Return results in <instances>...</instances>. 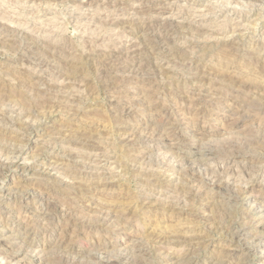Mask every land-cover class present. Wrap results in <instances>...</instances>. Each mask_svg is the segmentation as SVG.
<instances>
[{"label":"rangeland","instance_id":"obj_1","mask_svg":"<svg viewBox=\"0 0 264 264\" xmlns=\"http://www.w3.org/2000/svg\"><path fill=\"white\" fill-rule=\"evenodd\" d=\"M0 38V264H264V0H0Z\"/></svg>","mask_w":264,"mask_h":264},{"label":"bare ground","instance_id":"obj_2","mask_svg":"<svg viewBox=\"0 0 264 264\" xmlns=\"http://www.w3.org/2000/svg\"><path fill=\"white\" fill-rule=\"evenodd\" d=\"M234 1V0H233ZM247 1H249V0H247ZM252 1H256V0H252ZM243 4V3H242ZM172 23V22H171ZM137 25V24H136ZM162 26V28H164V31L165 30H168V28L170 27V23H169V25H167V24H162L161 25ZM148 27L150 28V26H142V31H147L148 30ZM171 27H172V24H171ZM187 27V26H186ZM153 27H151V29H152ZM150 29V30H151ZM153 30V29H152ZM157 30V29H156ZM161 30V29H160ZM175 30V29H174ZM179 30V29H178ZM2 33H3V35H5V34H10V32H11V30H8V29H4V28H2ZM181 31V30H180ZM160 32V31H159ZM173 32V31H172ZM147 33V32H146ZM164 33V32H163ZM181 33V32H180ZM12 34V33H11ZM11 34H10V36H11ZM19 34V33H18ZM144 34V33H143ZM156 34V33H155ZM165 34H166V32H165ZM13 35V34H12ZM22 35V34H21ZM24 35V34H23ZM22 35V36H23ZM9 36V35H8ZM7 36V37H8ZM21 36V37H22ZM167 37L169 36V35H166ZM171 36V35H170ZM136 37V36H135ZM147 37H149V36H147ZM164 37H165V35H164ZM17 38V37H16ZM143 38V37H142ZM1 39V38H0ZM3 39V38H2ZM6 39V38H5ZM4 39V40H5ZM8 40H9V38H7ZM26 39V38H25ZM148 39V38H147ZM153 39L154 40H156V41H160L161 42V40L163 39V36L162 35H154L153 36ZM153 39H152V41H153ZM30 40H32V39H30ZM16 41H18V40H16ZM141 41V40H140ZM167 41V40H166ZM1 42H2V40H1ZM5 42V41H4ZM11 42V41H10ZM32 42V41H31ZM35 42V41H34ZM163 42V41H162ZM165 42V41H164ZM6 43V42H5ZM9 43V42H8ZM28 43V42H27ZM36 43L38 44V42L36 41ZM139 43V42H138ZM4 44V43H3ZM15 44V43H14ZM14 44L12 45V46H14ZM17 44V43H16ZM16 44H15V46H16ZM37 44H33V46L35 45L36 47H37ZM143 44V43H142ZM145 44V43H144ZM196 44V43H195ZM2 45V44H1ZM7 45V44H6ZM24 45V44H23ZM30 45H32V44H30ZM9 46V45H8ZM17 46H18V44H17ZM156 46H158V45H156ZM28 47H31V46H28ZM43 47H45V46H43ZM214 47V46H213ZM16 48V47H15ZM25 48H26V46H25ZM202 48V47H201ZM206 48V47H205ZM13 50H14V48H12ZM22 49V48H21ZM32 49V48H31ZM34 49V48H33ZM47 49V48H46ZM68 49V48H67ZM210 49H212V48H210ZM10 50H11V48H10ZM38 50H40V49H37V51ZM44 50V49H43ZM49 50V49H48ZM51 50V49H50ZM63 50V49H62ZM14 51H16V50H14ZM24 51H26V49L24 50ZM45 51V50H44ZM65 51V50H64ZM112 51V50H111ZM142 51V50H141ZM141 51H140V53H141ZM157 51V50H156ZM206 51V50H205ZM40 52H42L41 50H40ZM94 52V51H93ZM132 52V51H131ZM146 52V51H145ZM170 52V51H169ZM37 53V52H36ZM44 53H47L46 51L44 52ZM43 53V54H44ZM49 51H48V55H49ZM56 53V52H55ZM62 53V52H61ZM140 53H139V55H140ZM203 53V52H202ZM88 54V53H87ZM107 54V53H106ZM131 54V53H130ZM37 55H39V54H37ZM46 55V54H45ZM59 55V54H58ZM135 55V54H134ZM187 55V54H186ZM67 56V55H66ZM131 56V55H130ZM138 56V55H137ZM136 56V57H137ZM37 57V56H36ZM45 57V56H44ZM48 57V56H47ZM51 57V55L49 56V58ZM76 57H78V56H76ZM103 57V56H102ZM107 57V58H106ZM105 58L106 59H109V57L108 56H106ZM144 57V56H143ZM142 57V58H143ZM34 58V57H33ZM41 58H42V55H41ZM72 58V57H71ZM110 58H112V57H110ZM141 58V57H140ZM45 59V58H44ZM55 59V58H54ZM102 59V58H101ZM100 59V60H101ZM145 59V58H144ZM175 59V58H174ZM178 59V58H177ZM197 59V58H196ZM202 59V58H201ZM39 60V59H38ZM60 60V59H59ZM66 60V59H65ZM64 60V61H65ZM116 60V59H115ZM61 61V60H60ZM69 61H71V60H69ZM105 61V60H104ZM107 61V60H106ZM137 61V60H136ZM139 61V60H138ZM141 61V60H140ZM139 61V62H140ZM170 61V60H169ZM182 61V60H181ZM65 62H67V61H65ZM130 62H132V61H130ZM139 62H137V63H139ZM142 62V61H141ZM151 62V61H150ZM167 62V61H166ZM34 63V62H33ZM103 63V62H102ZM143 63V62H142ZM147 63V62H146ZM149 63V62H148ZM52 64V63H51ZM53 64H55V63H53ZM61 64H64V62L62 63L61 62ZM150 64V63H149ZM152 64V63H151ZM37 65H39V64H37ZM42 65V64H41ZM44 65V64H43ZM46 65V64H45ZM88 65V64H87ZM127 65V64H126ZM146 65V64H145ZM155 64H153V66H154ZM40 66V65H39ZM47 66V65H46ZM67 66H68V68H67ZM80 66H83V65H80ZM117 66V65H116ZM121 66V65H120ZM144 66V65H143ZM45 67V66H44ZM139 67V66H138ZM147 67V66H146ZM150 67V66H149ZM63 68V67H62ZM106 68V67H105ZM186 68V67H185ZM54 69V68H53ZM63 69H65L64 71H65V76L66 77H68L69 78V76H75V75H77L80 71H81V68L80 67H78L76 64H74V63H69V62H67L66 64H64V68ZM62 69V70H63ZM102 69V68H101ZM147 69V68H146ZM153 69L154 68H152V71H153ZM197 69V68H196ZM111 70H112V68H111ZM140 70H141V68H140ZM145 70V69H144ZM149 71H150V69H148ZM147 70V71H148ZM155 70V69H154ZM170 70V69H169ZM5 71V70H4ZM8 71V70H7ZM7 71H5V72H7ZM56 71V70H55ZM103 71V70H102ZM105 71H107V70H105ZM63 72V71H62ZM137 72V71H136ZM144 72V71H143ZM104 73V72H103ZM102 73V74H103ZM113 73V72H112ZM119 73V72H118ZM150 73V72H149ZM154 73V72H153ZM164 73V72H163ZM14 74H16V73H14ZM20 74V73H19ZM101 74V75H102ZM145 74V73H144ZM148 74V73H147ZM1 75V74H0ZM57 75V74H56ZM120 75V74H119ZM130 75V74H129ZM20 76H22V75H20ZM107 76V75H106ZM167 76V75H166ZM192 76V75H191ZM18 77H19V75H18ZM27 77V76H26ZM125 77H126V75H125ZM189 77V76H188ZM20 78V77H19ZM74 78V77H73ZM112 79V78H111ZM186 79V78H185ZM66 80H67V78H66ZM113 80V79H112ZM137 80V79H136ZM219 80V79H218ZM105 81V80H104ZM119 81V80H118ZM21 82V81H20ZM113 82V81H112ZM223 82V81H222ZM228 82V81H227ZM74 83V82H73ZM16 84V83H15ZM32 84V83H31ZM34 84V83H33ZM103 84V83H102ZM107 84H109V83H107ZM153 84V83H152ZM225 84V83H224ZM241 85H242V83H240ZM125 85V84H124ZM193 85V84H192ZM200 85V84H199ZM0 86H3V84L2 83H0ZM19 86H20V83H19ZM32 86V85H31ZM87 86V85H86ZM114 86V85H113ZM107 87V86H106ZM108 87H109V85H108ZM112 87V86H111ZM168 87V86H167ZM176 87V86H175ZM75 88V87H74ZM128 88V87H127ZM138 88V87H137ZM142 88V87H141ZM157 88V87H156ZM31 89V88H30ZM112 89H113V87H112ZM83 90V89H82ZM144 91V90H143ZM172 91V90H171ZM4 92V91H3ZM68 92H69V90H68ZM142 92V91H141ZM54 93V92H53ZM126 93V92H125ZM169 93V92H168ZM250 93V92H249ZM74 94V93H73ZM153 94V93H152ZM157 94V93H156ZM166 94V93H165ZM200 94V93H199ZM5 95V94H4ZM59 95V94H58ZM111 95V94H110ZM10 96V95H9ZM114 96V95H113ZM117 96V95H116ZM149 96V95H148ZM181 96H183V95H181ZM49 97V96H48ZM55 97V96H54ZM81 97V96H80ZM128 97H130V96H128ZM142 97V96H141ZM168 97V96H167ZM20 98V97H19ZM115 98V97H114ZM132 98V97H131ZM137 98V97H136ZM4 99V98H3ZM10 99V98H9ZM9 99H7V100H9ZM50 99V98H49ZM122 99V98H121ZM155 99V98H154ZM240 100V99H239ZM22 102H23V100H21ZM32 101V100H31ZM69 101H71V99L69 100ZM152 101V100H151ZM252 101V100H251ZM8 101H6V103H7ZM10 102H11V100H10ZM16 102V101H15ZM22 102H21V105H22ZM24 102H26L25 100H24ZM23 102V103H24ZM35 102V101H34ZM128 102V101H127ZM154 102V101H153ZM259 102V101H258ZM3 103V102H2ZM27 103H29V102H27ZM67 103V102H66ZM78 103V102H77ZM191 103V102H190ZM247 103H249L248 102V100H247ZM264 103V102H263ZM15 104V103H14ZM69 104V103H68ZM72 104V103H71ZM80 104V103H79ZM127 104V103H126ZM151 104V103H150ZM259 104H261V103H259ZM12 105V104H11ZM25 105V104H24ZM53 105V104H52ZM124 105V104H123ZM249 105V104H248ZM15 106H17V105H15ZM23 106V105H22ZM28 106V105H27ZM32 106H34V105H32ZM68 106H70V105H68ZM122 106V105H121ZM120 106V107H121ZM127 106V105H126ZM184 106V105H183ZM45 107V106H44ZM51 107V106H50ZM128 107V106H127ZM197 107V106H196ZM23 108H26V107H23ZM30 108V107H29ZM38 108V107H37ZM69 108V107H68ZM76 108V107H75ZM172 108V107H171ZM177 108V107H176ZM25 110H28V107L26 108V109H24V111ZM32 110V109H31ZM154 110V109H153ZM29 111V110H28ZM173 111V110H172ZM176 111V110H175ZM194 111V110H193ZM259 111V110H258ZM30 112V111H29ZM75 112V111H74ZM186 112V111H185ZM77 113V112H76ZM4 113H2V115H3ZM30 114H31V112H30ZM36 114V113H35ZM34 114V115H35ZM72 114V113H71ZM202 114V113H201ZM206 114V113H205ZM2 115H1V117H2ZM25 115V114H24ZM27 116V115H26ZM39 116V115H38ZM241 116V115H240ZM243 116H245V115H243ZM248 116V115H247ZM4 117V116H3ZM2 117V118H3ZM29 117V116H28ZM241 118V117H240ZM4 119V118H3ZM36 119V118H35ZM116 119V118H115ZM175 119V118H174ZM241 119H243V118H241ZM250 119H252V118H250ZM34 120V119H33ZM172 120V119H171ZM23 121V120H22ZM38 121V120H37ZM2 122V121H1ZM178 122V121H177ZM5 123V122H4ZM11 123V122H10ZM163 123V122H162ZM36 124V123H35ZM187 124V123H186ZM194 124V123H193ZM33 125V124H32ZM170 125V124H169ZM18 126V125H17ZM20 126V125H19ZM175 126V125H174ZM130 127V126H129ZM155 129V128H154ZM23 130V129H22ZM140 130V129H139ZM76 131V130H75ZM154 131V130H153ZM162 131V130H161ZM184 131V130H183ZM264 131V130H263ZM90 133V132H89ZM124 133V132H123ZM175 133V132H174ZM260 133V132H259ZM125 134H127V133H125ZM150 134H152V133H150ZM254 134V133H253ZM69 135V134H68ZM252 136V135H251ZM80 137V136H79ZM93 137V136H92ZM22 138V137H21ZM84 138V137H83ZM139 138V137H138ZM3 139V138H2ZM78 139H80V138H78ZM86 139H87V137H86ZM137 139V138H136ZM249 139V138H248ZM1 140V139H0ZM65 140V139H64ZM251 140V139H250ZM5 141V140H4ZM62 141V140H61ZM12 142V141H11ZM92 145V144H91ZM19 146H20V144H19ZM22 146V145H21ZM244 146V145H243ZM257 146V145H256ZM97 147V146H96ZM9 148V147H8ZM17 148V147H16ZM21 148V147H20ZM248 148V147H247ZM260 148V147H259ZM100 149H102V148H100ZM161 149V148H160ZM245 149V148H244ZM243 149V150H244ZM249 149V148H248ZM99 150V149H98ZM103 150V149H102ZM251 150H252V148H251ZM263 150V149H262ZM199 151V150H198ZM237 151V150H236ZM239 152V151H238ZM255 152V151H254ZM257 152V151H256ZM150 153V152H149ZM259 153V152H258ZM203 154V153H202ZM4 155V154H3ZM216 155V154H215ZM234 157V156H233ZM103 158V157H102ZM195 158V157H194ZM201 158V157H200ZM90 160V159H89ZM95 160V159H94ZM166 160V159H165ZM198 160V159H197ZM150 161H152V160H150ZM190 161V160H189ZM12 162V161H11ZM10 162V163H11ZM162 162V161H161ZM181 162V161H180ZM191 162V161H190ZM241 162V161H240ZM7 163V162H6ZM186 163H189V162H186ZM194 163V162H193ZM114 164V163H113ZM191 164V163H190ZM195 164V163H194ZM194 164H192V166L194 167ZM7 165V164H6ZM9 165V164H8ZM142 165V164H141ZM198 165H200L199 167H201V164H197V166ZM191 166V165H190ZM189 166V167H190ZM191 166V167H192ZM197 166H196V168H197ZM2 166L0 165V168H1ZM117 167V166H116ZM253 168V167H252ZM198 169V168H197ZM202 169V168H201ZM206 169V168H205ZM210 170V169H209ZM249 170V169H248ZM257 170V169H256ZM206 172V171H205ZM223 172V171H222ZM221 172V173H222ZM242 172V171H241ZM208 174H212V176H213V173H208ZM207 174V175H208ZM216 174V173H215ZM214 174V175H215ZM184 175V174H183ZM190 175V174H189ZM206 176V175H205ZM184 177V176H183ZM191 177V176H190ZM215 177V176H214ZM252 177V176H251ZM178 178V177H177ZM185 178V177H184ZM206 178V177H205ZM208 178V177H207ZM216 178H217V175H216ZM220 178V177H219ZM228 178V177H227ZM195 179V178H194ZM200 179V178H199ZM229 179V178H228ZM180 180V179H179ZM182 180H183V178H182ZM207 180V179H206ZM210 180V182H214V180L212 179H209ZM252 180V179H251ZM242 181V180H241ZM182 182V181H181ZM217 182V181H216ZM218 182H220V181H218ZM246 183H247V181H246ZM246 183H245V185H246ZM200 184V183H199ZM218 184V183H217ZM248 184V183H247ZM252 184V183H251ZM216 185V184H215ZM230 185V184H229ZM243 185V184H242ZM203 186V185H202ZM218 186H219V184H218ZM236 186V185H235ZM240 186H241V184H240ZM198 187V186H197ZM188 188V187H187ZM200 188V187H199ZM203 188V187H202ZM222 188V187H221ZM183 189V188H182ZM227 190V189H226ZM238 190V189H237ZM243 190V189H242ZM24 191H26V190H24ZM199 191V190H198ZM221 191V190H220ZM39 192V191H38ZM231 192V191H230ZM236 192V191H235ZM80 193V192H79ZM238 193V192H237ZM81 194V193H80ZM251 194V193H250ZM39 195V194H38ZM41 195H43V194H41ZM182 195H183V193H182ZM196 195V194H195ZM237 195V194H236ZM184 196V195H183ZM182 196V197H183ZM221 196V195H220ZM50 197V196H49ZM47 200V199H46ZM52 200H53V198H52ZM235 201V200H234ZM262 201V200H261ZM258 204V203H257ZM200 205V204H199ZM261 205V204H260ZM251 206V205H250ZM256 206V205H255ZM69 207V206H68ZM67 207V208H68ZM253 208V207H252ZM54 210V209H53ZM69 210V209H68ZM254 210V209H253ZM262 210V209H261ZM223 211V210H222ZM220 212V211H219ZM258 212V211H257ZM45 214V213H44ZM47 216V215H46ZM235 217V216H234ZM109 219V218H108ZM219 219V218H218ZM221 222V221H220ZM232 222V221H231ZM240 222V221H239ZM230 223V222H229ZM231 225V224H230ZM243 226V225H242ZM217 227V226H216ZM222 227V226H221ZM239 227V226H238ZM109 228V227H108ZM233 234V233H232ZM242 234V233H241ZM231 235V234H230ZM229 235V236H230ZM221 236V235H220ZM172 239V238H171ZM165 240V239H164ZM172 240H174V239H172ZM232 240V239H231ZM152 241V240H151ZM175 241V240H174ZM178 242V241H177ZM188 242V241H187ZM257 242V241H256ZM166 243H167V241H166ZM189 243V242H188ZM194 243V242H193ZM150 245V244H149ZM180 245V244H179ZM185 245V244H184ZM194 245H195V243H194ZM197 245V244H196ZM195 249V248H194ZM233 249V248H232ZM231 250V249H230ZM107 251V250H106ZM185 251H187V250H185ZM94 252V251H93ZM96 252V251H95ZM100 252V251H99ZM189 252H191V251H189ZM193 252V251H192ZM187 253V252H186ZM61 254V253H60ZM102 254V253H101ZM136 254V253H135ZM153 254V253H152ZM166 254V253H165ZM184 254V253H183ZM121 255H123V254H121ZM161 255V254H160ZM191 255V254H190ZM9 256V255H8ZM139 256V255H138ZM169 256V255H168ZM183 256V255H182ZM226 256V255H225ZM228 256V255H227ZM13 257V256H12ZM109 257V256H108ZM133 257H134V255H133ZM192 257H193V255H192ZM224 257V256H223ZM9 258H11V255L9 256ZM8 258V259H9ZM48 258V257H47ZM112 258V257H111ZM129 258V257H128ZM135 258V257H134ZM139 258V257H138ZM191 258V257H190ZM114 259V258H113ZM136 259V258H135ZM187 259H188V257H187ZM10 260V259H9ZM65 260V259H64ZM92 261V260H91ZM95 261V260H94ZM124 261V260H123ZM47 262V261H46ZM82 262V261H81ZM134 262V261H133ZM132 262V263H133ZM183 262V261H182ZM190 262V261H189ZM238 262V261H237ZM240 262V261H239ZM243 262V261H242ZM56 263V262H55ZM66 263V262H65ZM134 263H136V262H134ZM133 263V264H134ZM138 263V262H137ZM136 263V264H137ZM39 264V263H38ZM82 264V263H81ZM111 264V263H110ZM138 264H140V263H138ZM182 264V263H181Z\"/></svg>","mask_w":264,"mask_h":264}]
</instances>
